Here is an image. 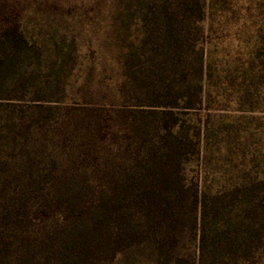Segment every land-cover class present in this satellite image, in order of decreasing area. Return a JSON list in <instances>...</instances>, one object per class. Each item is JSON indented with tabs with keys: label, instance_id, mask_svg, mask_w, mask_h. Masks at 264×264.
I'll return each instance as SVG.
<instances>
[{
	"label": "trees",
	"instance_id": "16d2710c",
	"mask_svg": "<svg viewBox=\"0 0 264 264\" xmlns=\"http://www.w3.org/2000/svg\"><path fill=\"white\" fill-rule=\"evenodd\" d=\"M131 17L116 100L65 102L77 38L0 14V264H264V0Z\"/></svg>",
	"mask_w": 264,
	"mask_h": 264
},
{
	"label": "rangeland",
	"instance_id": "374dc122",
	"mask_svg": "<svg viewBox=\"0 0 264 264\" xmlns=\"http://www.w3.org/2000/svg\"><path fill=\"white\" fill-rule=\"evenodd\" d=\"M11 8L22 11L23 28L29 35L77 38L78 61L65 102L83 99V87L88 83L93 98L106 95L116 100V86L122 79L120 53L136 29L131 0H0V14ZM109 264H131V255H122Z\"/></svg>",
	"mask_w": 264,
	"mask_h": 264
}]
</instances>
